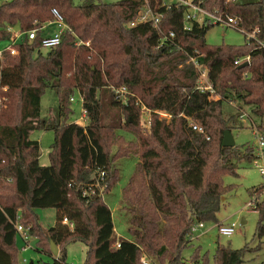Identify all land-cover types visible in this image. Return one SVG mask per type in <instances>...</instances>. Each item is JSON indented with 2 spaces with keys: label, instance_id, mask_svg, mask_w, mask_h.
I'll return each instance as SVG.
<instances>
[{
  "label": "trees",
  "instance_id": "16d2710c",
  "mask_svg": "<svg viewBox=\"0 0 264 264\" xmlns=\"http://www.w3.org/2000/svg\"><path fill=\"white\" fill-rule=\"evenodd\" d=\"M196 1L210 13L234 18L245 43L208 45L204 37L214 24L193 21L184 30V8L166 9L159 0L0 2V43L10 41V28L23 32L17 54L4 52L0 63V264H16V222L51 256L43 264H66V246L75 242L87 248L84 264H142V253L159 264H241L246 252L257 250L217 244L211 259L198 248L188 259L181 254L193 223L218 222L221 198L232 189L221 176L253 159L252 146L224 147V132L242 127L244 107L259 117L264 112V0ZM146 3L162 14L158 24L146 19L130 25ZM53 9L66 28L60 43L43 52L42 26L53 20ZM32 29L36 37L30 41L26 32ZM237 59L242 60L235 64ZM193 60L207 70L211 90H199ZM120 87L125 103L115 94ZM75 89L87 111L85 126L69 121ZM48 90L57 104L42 114L41 97ZM227 104L233 108L226 110ZM142 105L151 110L148 129L141 124ZM154 110L171 117L159 118ZM36 129L54 132L48 165L39 164V142L30 139ZM124 132L133 138L125 145ZM130 154L138 161L123 189L132 236L126 240L115 237L112 212L98 188L84 195L82 189L100 182L108 193L118 180L116 159ZM137 176L140 184L132 187ZM262 188L251 191L258 239L264 235ZM38 208L56 212L45 231ZM63 217L73 222L72 230ZM48 239L58 256H52Z\"/></svg>",
  "mask_w": 264,
  "mask_h": 264
},
{
  "label": "rangeland",
  "instance_id": "374dc122",
  "mask_svg": "<svg viewBox=\"0 0 264 264\" xmlns=\"http://www.w3.org/2000/svg\"><path fill=\"white\" fill-rule=\"evenodd\" d=\"M74 4H81L84 0H72ZM93 2L111 3L117 0H92ZM1 2V0H0ZM57 29V25L53 22L44 24L43 35L54 32ZM18 32L20 29L18 26L13 28ZM205 42L208 45H234L242 46L246 37L242 31L234 27H226L221 25H213L205 34ZM21 40V38L17 39ZM10 42L3 41L0 46L7 45ZM46 52V49L43 50ZM3 58L0 57V63ZM70 96L74 97V101L70 102L72 113L70 114L69 121L73 122L79 118L81 112V96L77 89ZM57 100L52 91H46L41 97V113L45 114L49 108L55 107ZM231 104L225 106L226 110L231 109ZM233 108V107H232ZM114 112L115 109L111 108ZM110 112V111H109ZM244 115L240 121L242 127H234L231 131L235 140V145L243 149L244 146L249 145L252 147L257 146V136L254 134V130H258V134L264 137V112L261 117L252 113L249 107H244ZM9 112H6L8 119ZM261 125V128L258 126ZM126 144L127 140L133 139L129 133L124 132ZM146 136V135H144ZM30 139L39 142L40 156L39 164L48 165L49 153L52 151V144L54 142V132L52 130H33L30 133ZM116 150V146L113 147V151ZM214 156H211L213 159ZM138 157L135 154H130L125 157L116 159V168L118 170V180L111 190L104 195V200L112 212V222L115 227L114 234L117 239H132L129 228V214L126 210L127 201L123 197L125 191L123 189L128 184L130 177L135 173L136 163ZM235 173L226 172L221 176L222 182L225 186H230L232 189L227 191L221 198L222 204L217 212L218 222L204 221V227L199 229L194 238L189 240V244L182 250L181 254L185 259H188L195 248H198L201 254L206 253L208 258H212L216 245L228 246L232 249H239L247 246L249 249H257L256 251L246 252L241 264H260L264 261V235L258 239L256 236V225L258 221V214L251 208L246 206L247 202L252 198V189L263 186L260 190L259 198H264V178L261 176L257 167L251 162L248 164L245 161H239L235 168ZM140 176H137L133 180L132 187H138L140 182ZM129 195V193H126ZM35 213L38 216L40 226L43 231L47 227L52 226L55 218V211L53 208H38L35 209ZM242 220L245 223H242ZM231 222L236 223L235 232L230 236L220 235L218 233L217 224H228ZM45 227V228H44ZM188 240V239H187ZM40 245L47 249L43 238H40ZM261 242V243H260ZM16 264H43L44 262H50L51 256L41 252L38 248V240L34 236H29L28 242L23 241L19 235L16 236ZM87 248L83 243L75 242L66 246V264H84L86 259ZM154 264L161 263V260L148 256ZM159 262V263H158Z\"/></svg>",
  "mask_w": 264,
  "mask_h": 264
},
{
  "label": "built area",
  "instance_id": "2783aa9c",
  "mask_svg": "<svg viewBox=\"0 0 264 264\" xmlns=\"http://www.w3.org/2000/svg\"><path fill=\"white\" fill-rule=\"evenodd\" d=\"M4 1V0H1ZM160 5L166 9L170 8H179L182 7L184 8L183 11V28L184 30H189L191 23L193 21L197 22H202L205 19H208V22L214 25H221V26H226V27H235L236 22L235 19L227 16L226 18H222L218 14H213L208 11H206L201 5L200 2L196 0H159ZM52 15H53V20L48 22V23H55L57 25V29L51 34V35H42V42L41 46L39 47V50L43 51L44 49L49 50L55 46H57L60 43V36L64 29L66 28L63 19L61 15L57 12V10L53 9L52 10ZM162 14L159 12H154L150 8V6L146 3L145 7L143 8L142 11H140L139 16L137 19L133 22L130 23V25H134L135 23L142 22L146 19L152 20L155 25L158 24ZM44 28V25L42 26ZM13 28H10L11 30V36H10V43L4 46H0V57H2L4 52H9L12 55L17 54V49L15 48V43L17 39L23 34V32H14L12 30ZM27 37L30 41L35 39L36 37V29L29 30L26 32ZM174 33L170 32L169 37H173ZM252 37V34H248V38ZM248 62V56L245 58ZM242 59H237L235 60V64L240 63ZM194 65L199 71V78H198V88L201 91L205 90H211V85L208 83V77H207V70L199 66L195 60H193ZM3 90H6V87H2ZM115 94H117V98L122 100V102L125 103V95H126V90L125 87H120L118 89H114ZM81 103H83V99L81 98ZM70 101H74V97H70ZM141 124L144 128L148 129L150 125V119H149V114L151 110L146 108L145 106H141ZM155 113L159 115V118H166L169 119L171 115L165 111L162 110H154ZM245 113L243 112L242 115L240 116V120H242L243 115ZM88 120L87 116V111L86 109L82 106L81 107V112L79 118L75 119L73 122L76 124H79L81 126H85ZM189 125L191 128L195 131L198 132H203V128L201 125L190 122ZM255 136H257V146L253 147V159L251 163L258 168L261 176L264 178V138L258 134V130H254ZM104 173L101 172V176H103ZM90 190L88 188H83L82 193L83 195L90 192L94 193L95 188H98V194L102 197H104V188L105 185H101L100 182H96L93 184H90ZM255 196H252L251 200H249L246 204L248 208L253 209L255 206ZM61 223L66 225L68 229L72 230L74 227V224L72 221H70L67 217H63L61 220ZM15 229L17 235L20 236V238L25 241L26 243L28 242V234H27V228L21 225L20 223H15ZM204 227L203 221H198L195 222L191 225L189 232L187 233V239L191 240L194 238V234L201 228ZM236 228V223L231 222L228 224H217V229L218 233L220 235L224 236H230L235 232ZM116 246L119 247L120 243L117 242ZM140 261L142 264H154L152 260L144 253L141 254Z\"/></svg>",
  "mask_w": 264,
  "mask_h": 264
},
{
  "label": "water",
  "instance_id": "95a60500",
  "mask_svg": "<svg viewBox=\"0 0 264 264\" xmlns=\"http://www.w3.org/2000/svg\"><path fill=\"white\" fill-rule=\"evenodd\" d=\"M247 63L242 64L241 66H245ZM222 145L224 147H232L235 145V140L233 138L232 133L229 130H226L223 135L222 139ZM49 242V249L53 257L58 256L59 250L57 245L50 239H48Z\"/></svg>",
  "mask_w": 264,
  "mask_h": 264
},
{
  "label": "crops",
  "instance_id": "0c3cea01",
  "mask_svg": "<svg viewBox=\"0 0 264 264\" xmlns=\"http://www.w3.org/2000/svg\"><path fill=\"white\" fill-rule=\"evenodd\" d=\"M13 30V29H12ZM14 31V30H13ZM14 32H16V31H14ZM18 32H20V31H18ZM53 32H51V33H49V34H46V35H51ZM54 211H55V209H54ZM55 214H56V212H55ZM54 222H55V218H54ZM242 223H245V221L244 220H242ZM54 224V223H53ZM45 228V227H44ZM48 228V227H47ZM46 229V228H45ZM114 230H115V227H114Z\"/></svg>",
  "mask_w": 264,
  "mask_h": 264
}]
</instances>
